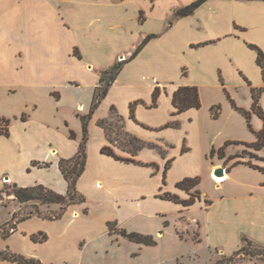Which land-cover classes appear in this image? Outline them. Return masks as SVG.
<instances>
[{
    "label": "crops",
    "instance_id": "obj_1",
    "mask_svg": "<svg viewBox=\"0 0 264 264\" xmlns=\"http://www.w3.org/2000/svg\"><path fill=\"white\" fill-rule=\"evenodd\" d=\"M196 1L0 0V87L6 95L0 117L13 120L10 136L0 139V190L6 180L66 195L69 186L59 162L79 151L83 126L77 113L90 112L105 70L131 56L148 36H156L124 64L90 120L86 167L77 182L86 203L71 206L59 220L33 217L18 222L0 251L9 249L43 264L84 263L110 253L126 264H168L195 255L209 245L211 235L229 231L235 233L230 252L216 243L224 255L239 249L243 237L264 245V173L210 157L212 149L228 141L255 142V133L264 127L253 113L251 131L231 103L251 111L252 90L264 88L258 51L251 48L264 53V0H207L193 14L174 18L177 10ZM60 38L68 40L62 50L57 46ZM83 69L90 77V95L66 105L58 90L78 88L74 74ZM157 87V107L150 108ZM180 87L198 88L200 109L177 112L173 94ZM19 90L27 95L15 97ZM259 105L264 111V92ZM217 106L221 109L215 119L211 109ZM112 109L124 118L128 133L148 144L135 163L102 152L110 143L99 121L113 120ZM237 147H228L227 157ZM113 148L117 156L130 158V153ZM219 167L225 168L224 180L214 175ZM187 178L200 179L191 192L177 186ZM208 188L220 193L212 197ZM195 191L200 198L185 205ZM41 207L51 211L59 204ZM109 223L152 236L156 244L111 233ZM40 233L48 239L34 242L32 236ZM0 264L17 263L0 259Z\"/></svg>",
    "mask_w": 264,
    "mask_h": 264
},
{
    "label": "trees",
    "instance_id": "obj_2",
    "mask_svg": "<svg viewBox=\"0 0 264 264\" xmlns=\"http://www.w3.org/2000/svg\"><path fill=\"white\" fill-rule=\"evenodd\" d=\"M207 0H197L196 2L183 7L176 11L174 18H181L186 17L191 14L203 3H205ZM155 35L148 36L143 43L136 49V51L130 56L129 59H126L123 62H117L113 66H111L109 69L105 70L100 77V84L98 87H96L91 109L88 115L81 116L78 115L82 121L83 126V139L80 143L79 151L77 155L71 159H61L59 162V168L60 171L64 177V179L68 183V192L66 195L58 194L57 192L43 186V185H37L33 187H19L17 184H13V190L11 195L15 197V199L19 203H28L33 200H39L43 204H59L61 205V210L56 215L52 217H43L49 220H59L61 219L64 214L67 212L68 208L74 205H80L86 203V198L84 195L78 192L77 190V182L79 178L82 176V174L85 171L86 167V160H87V143L89 139V123L90 120L95 113V111L100 106L102 100L107 95L110 87L114 84L116 81L120 71L122 70L124 64L127 62L133 60L142 50V48L153 38H155ZM251 48L258 51V64L263 69V77H264V53L258 49L255 46L251 45ZM75 56L78 58H81V55L79 54L78 50H74ZM253 92V99L254 103L252 106L251 111H246L242 108H239L236 106V104L231 100L232 106L240 112L247 120L248 126L253 131L252 124H251V118L252 114H257L260 119L264 122V111L262 110L261 106L259 105L261 94L264 92V88L261 89H254ZM160 95V88L157 87L154 90L153 93V103L150 108L157 107L158 98ZM229 97V96H228ZM138 102L131 104V115L134 117L135 108L137 106ZM173 106L176 108L178 113L187 111L189 109H200L201 108V101L199 97V90L197 87H180L177 89V91L173 94ZM221 109L220 106L213 107L211 109L212 116L217 119L219 116V111ZM112 118L110 119H103L99 121V125L105 130L107 138L109 140L110 145L106 146L102 149V152L104 154H107L109 156H112L116 160L123 161V162H129V163H135L134 157L138 154L139 151L146 148L148 146L147 143L141 141L137 137L131 135L125 130L124 126V118L120 115H118L115 111V109H112ZM21 120H25V116L21 117ZM12 119L0 117V139L2 137H9L10 136V127L12 124ZM115 128H118V132L115 133L116 136L121 134L124 138V142H119L117 139L113 138V130ZM121 130V131H120ZM256 134V141L252 143L247 142H240V141H228L226 144L220 148V149H212L210 157L218 156L219 159L225 160V163L237 160L232 167H236L239 165H245L248 166L254 170H257L259 172L264 173V167H260L258 165H254L251 160H244L247 156L249 158H258L256 157L252 151H262L264 150V127L260 132L255 133ZM70 137L75 138L76 135L73 131H70ZM118 144V145H117ZM113 146H118L123 151H126L130 153L132 156L131 158H122L117 156V154L114 151ZM230 146H243L244 149L241 153H236L235 155L227 157L226 155V149ZM33 166L38 167H48L49 164L47 163H38L34 162ZM200 183L199 178H187L183 180L182 182L178 183L177 186L181 189H184L188 192H191L192 189L196 188L198 184ZM5 190H0V198ZM191 199L189 201H183L185 205H190L195 202L196 198H200V192L195 191V193H190ZM165 197L170 198L171 200L178 201V198L176 196H172L170 194H167ZM15 217V216H14ZM38 217H41L38 213ZM31 217H28L26 219H22L21 221H25L27 219H30ZM19 221V222H21ZM109 230L111 233L117 232L118 234H121L126 239L139 243L144 244L147 246H153L156 244L155 240L152 236H146L139 233H128L126 230H118L115 226V224L109 223ZM16 229V228H15ZM14 229V231H15ZM42 235V238H38L37 235L32 236V240L34 242H44L48 239V236L45 234L40 233ZM10 236V234H4L2 237L3 239H6ZM0 259L4 261H9L17 264H43L40 260L34 259V258H27L23 255H19L16 253H13L9 249L6 251H0ZM253 259H262L264 260V245L255 243L254 241L250 240L248 237L242 238V245L241 247L236 250L232 255L226 256L223 255L221 258L215 263V264H239L243 262H251Z\"/></svg>",
    "mask_w": 264,
    "mask_h": 264
},
{
    "label": "rangeland",
    "instance_id": "obj_3",
    "mask_svg": "<svg viewBox=\"0 0 264 264\" xmlns=\"http://www.w3.org/2000/svg\"><path fill=\"white\" fill-rule=\"evenodd\" d=\"M68 40H63L59 39L58 40V47L60 50L63 49L64 43H67ZM124 45V41H120V45ZM126 44V42H125ZM66 47V45H65ZM130 56L127 55L126 58L128 59ZM106 58V57H104ZM121 61V60H120ZM78 76V79L80 80V86L78 88H70V87H63L60 88L58 91L61 92L64 96V102L65 104H69L72 99H81V100H86V98L90 95L91 92V85H90V77L89 74L86 70H78L76 74ZM8 79H13V77L8 74ZM27 92L24 90H19L16 94L15 97L17 98H23L27 94ZM60 95V94H59ZM57 95V98H60V96ZM6 97L4 93V88L0 87V106H3L5 104V99ZM89 114V113H88ZM87 114V115H88ZM85 116L81 113H77V116ZM78 118H80L78 116ZM81 120V119H80ZM13 122V121H12ZM70 131H73L72 129ZM113 138L117 139L119 142H124V138L121 134L118 136L115 135V133L118 132V128H115L113 130ZM121 131V130H120ZM75 133V131H73ZM76 135V133H75ZM76 138V137H75ZM74 138V139H75ZM83 139V138H82ZM82 141V140H81ZM118 145V144H117ZM238 150H236V153H241L244 149L243 146H238ZM256 157L258 158H249V156L246 157L244 160H251L254 165H258L260 167H264V150L262 151H252ZM132 156H130L131 158ZM237 160H232L226 163L227 166H232ZM226 174L222 177V179H226ZM2 190V189H1ZM4 193L2 194L0 198V249L6 246V241L3 239V235L5 234H12L14 232V229L16 228V224L21 221L22 219H26L28 217H38V213L40 216L43 217H52L56 215L58 212L61 210V205H59V208L57 210H44L41 206L44 204L39 201V200H33L28 203H19L14 196L11 195L12 190H13V184L8 183L5 180V187L3 188ZM208 193L213 197H217L220 192H214L212 189L208 188ZM229 194V193H228ZM70 208V207H69ZM216 210L220 211L219 205L216 207ZM15 216V217H14ZM234 234L232 231L226 232V233H220L216 235H211L210 239L208 240L209 244L208 246L205 245L201 249H199L195 255H191L190 257H185L180 260H174L169 262L168 264H215L221 256L224 254L220 249H217L216 243H219L222 249L225 250L226 252H230L235 245V238ZM38 238H42V235H37ZM196 238V236H195ZM19 238H14L13 241H18ZM207 242V240H206ZM212 242V243H211ZM211 246L210 248H208ZM241 247V246H240ZM239 247V248H240ZM238 250V249H237ZM6 251V250H3ZM235 252V250H234ZM234 252H232L230 255H232ZM226 255V256H230ZM36 258V257H35ZM94 261H85L84 263H79L76 261V264H126V260L122 258L121 256L117 255H111L107 254L105 256H96L93 259ZM42 261V260H41ZM43 262V261H42ZM252 263L256 264H264V260L262 259H253L251 261ZM128 264V263H127Z\"/></svg>",
    "mask_w": 264,
    "mask_h": 264
},
{
    "label": "water",
    "instance_id": "obj_4",
    "mask_svg": "<svg viewBox=\"0 0 264 264\" xmlns=\"http://www.w3.org/2000/svg\"><path fill=\"white\" fill-rule=\"evenodd\" d=\"M214 175L217 177H223L225 175V168L219 167L214 170Z\"/></svg>",
    "mask_w": 264,
    "mask_h": 264
},
{
    "label": "built area",
    "instance_id": "obj_5",
    "mask_svg": "<svg viewBox=\"0 0 264 264\" xmlns=\"http://www.w3.org/2000/svg\"><path fill=\"white\" fill-rule=\"evenodd\" d=\"M126 59H127L126 56H123L121 61H125Z\"/></svg>",
    "mask_w": 264,
    "mask_h": 264
},
{
    "label": "bare ground",
    "instance_id": "obj_6",
    "mask_svg": "<svg viewBox=\"0 0 264 264\" xmlns=\"http://www.w3.org/2000/svg\"><path fill=\"white\" fill-rule=\"evenodd\" d=\"M217 177V176H216Z\"/></svg>",
    "mask_w": 264,
    "mask_h": 264
}]
</instances>
